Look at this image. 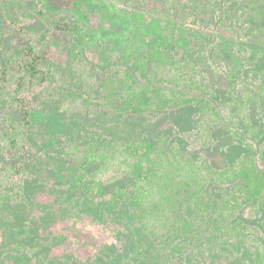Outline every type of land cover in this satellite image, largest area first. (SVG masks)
<instances>
[{
    "label": "rangeland",
    "instance_id": "obj_1",
    "mask_svg": "<svg viewBox=\"0 0 264 264\" xmlns=\"http://www.w3.org/2000/svg\"><path fill=\"white\" fill-rule=\"evenodd\" d=\"M194 6L199 26L212 33L209 39L186 29L181 16L167 12L162 0H0V31L5 33L0 64L14 68L11 57L21 53L19 41L8 30L9 20L21 8L34 19L39 10L46 17L68 14L77 19L88 30L84 45L99 54V67L152 46L176 45L181 54L192 53V62L208 75L221 100L228 99L229 84L215 70L217 65L241 71L254 84L264 79L263 0H194ZM74 48L69 33L56 31L46 40L42 54L78 89L79 75L72 69ZM101 80L107 100L115 103L119 81ZM192 113L193 108L185 107L153 118L130 116L117 123L103 113L66 111L57 101L36 100L27 133L25 198L16 203L0 201V264H244L251 249L240 243H222L206 230L192 233L188 225L185 232L189 233L160 259L153 243L133 226L127 198L99 199L96 206H90L75 177L80 170L91 172L94 167L61 155V147L71 141H154L161 134L169 135L191 157L203 154L217 168L250 153L217 125L210 127V135L197 139ZM257 115L252 108L253 124L261 127ZM18 119L16 111L0 107V132ZM17 160L6 147L0 150V166ZM126 183L125 178L118 179L105 185L104 191L110 193ZM249 221L264 235V205Z\"/></svg>",
    "mask_w": 264,
    "mask_h": 264
},
{
    "label": "trees",
    "instance_id": "obj_2",
    "mask_svg": "<svg viewBox=\"0 0 264 264\" xmlns=\"http://www.w3.org/2000/svg\"><path fill=\"white\" fill-rule=\"evenodd\" d=\"M162 4L167 12L181 16L186 29L211 37L210 29L198 24L194 0H162ZM218 8L216 4L217 23ZM46 16L39 10L34 19L20 8L8 22L22 50L11 57L14 68L0 64V107L16 111L19 119L0 132V150L6 147L18 160L0 166V180L8 173L0 189L12 185L0 191V201L16 203L25 198L27 133L36 100L57 101L66 111L103 113L117 123L130 116L153 118L191 107L197 139L210 135V127L217 125L250 153L217 168L203 154L191 157L169 135L161 134L154 141H71L61 147V155L94 167L91 172L80 170L75 177L90 206H96L99 199L127 198L133 226L153 243L160 259L189 233L185 232L188 225L192 233L206 230L222 243H240L251 249L244 264H264V235L249 221L264 205V79L254 84L241 71L217 65L215 70L229 84L228 99L221 100L208 75L192 62V53L181 54L176 45L152 46L99 67V54L84 45L88 38L84 25L68 14ZM56 31L73 37L72 69L79 75L78 89L42 54L46 40ZM4 38L0 31V53ZM110 77L120 84L115 103L107 100L100 85L101 79ZM252 108L261 127L253 124ZM122 178L127 180L125 185L104 191L105 185Z\"/></svg>",
    "mask_w": 264,
    "mask_h": 264
}]
</instances>
